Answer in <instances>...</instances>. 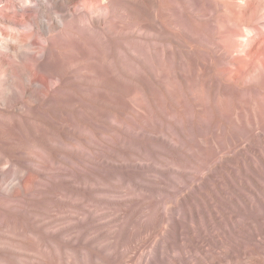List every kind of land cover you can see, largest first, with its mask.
I'll use <instances>...</instances> for the list:
<instances>
[{"label": "rangeland", "instance_id": "obj_1", "mask_svg": "<svg viewBox=\"0 0 264 264\" xmlns=\"http://www.w3.org/2000/svg\"><path fill=\"white\" fill-rule=\"evenodd\" d=\"M44 3L0 264H264V0Z\"/></svg>", "mask_w": 264, "mask_h": 264}, {"label": "bare ground", "instance_id": "obj_2", "mask_svg": "<svg viewBox=\"0 0 264 264\" xmlns=\"http://www.w3.org/2000/svg\"><path fill=\"white\" fill-rule=\"evenodd\" d=\"M53 1L46 0L48 3ZM0 2H2L0 39L3 41L0 43V113L10 115L16 111L22 115L28 89L24 71L27 68L31 74L35 73L28 64L26 56L35 55L32 45L42 42V35L50 31L53 22L49 23L47 17L48 21L42 20L44 25L38 24L39 16L43 17L41 8L47 7L44 0H0ZM11 24L17 25L16 32ZM15 44L17 46L12 50ZM14 102H18L19 105H14ZM14 107L16 110L13 109Z\"/></svg>", "mask_w": 264, "mask_h": 264}]
</instances>
